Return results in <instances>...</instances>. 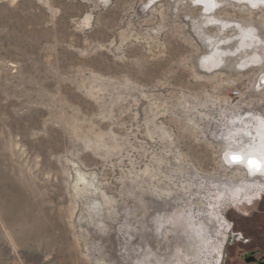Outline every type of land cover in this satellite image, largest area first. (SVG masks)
Segmentation results:
<instances>
[{
  "label": "rangeland",
  "instance_id": "rangeland-1",
  "mask_svg": "<svg viewBox=\"0 0 264 264\" xmlns=\"http://www.w3.org/2000/svg\"><path fill=\"white\" fill-rule=\"evenodd\" d=\"M262 200L259 0H0V264H242Z\"/></svg>",
  "mask_w": 264,
  "mask_h": 264
},
{
  "label": "flooded vegetation",
  "instance_id": "flooded-vegetation-1",
  "mask_svg": "<svg viewBox=\"0 0 264 264\" xmlns=\"http://www.w3.org/2000/svg\"><path fill=\"white\" fill-rule=\"evenodd\" d=\"M259 212L263 211L256 210L253 216L243 214L242 217L258 218L260 216ZM259 229L261 230L260 232L258 231ZM235 233L236 235L229 242V245L233 246L237 243L241 246L240 256L243 261L242 264H264V224L259 225L256 223L254 228H245L240 231V234Z\"/></svg>",
  "mask_w": 264,
  "mask_h": 264
},
{
  "label": "snow or ice",
  "instance_id": "snow-or-ice-1",
  "mask_svg": "<svg viewBox=\"0 0 264 264\" xmlns=\"http://www.w3.org/2000/svg\"><path fill=\"white\" fill-rule=\"evenodd\" d=\"M259 2L260 3H262V4H264V0H259ZM256 5L254 4L253 5V7H255ZM243 158L242 157H240V156H236V155H233L232 157H231V161L232 162H238V161H240V160H242ZM248 164H249V166L250 167H252V166H256V168H257V170H259V164H258V162L257 161H255V160H249L248 161Z\"/></svg>",
  "mask_w": 264,
  "mask_h": 264
},
{
  "label": "bare ground",
  "instance_id": "bare-ground-1",
  "mask_svg": "<svg viewBox=\"0 0 264 264\" xmlns=\"http://www.w3.org/2000/svg\"><path fill=\"white\" fill-rule=\"evenodd\" d=\"M235 155H236V156H240V157H242L240 153H235ZM260 158H261V156H260V154H258V152H257V153H251L250 155H247V157H246L247 165H249V164H248V161H249V160H255V161H257L258 163H259V162L262 163ZM253 168H254V167H253ZM255 168H256V167H255ZM81 178H82V177H81Z\"/></svg>",
  "mask_w": 264,
  "mask_h": 264
},
{
  "label": "built area",
  "instance_id": "built-area-1",
  "mask_svg": "<svg viewBox=\"0 0 264 264\" xmlns=\"http://www.w3.org/2000/svg\"><path fill=\"white\" fill-rule=\"evenodd\" d=\"M233 95H234V96H240V95H241V90H240L239 88H235V89L233 90Z\"/></svg>",
  "mask_w": 264,
  "mask_h": 264
}]
</instances>
